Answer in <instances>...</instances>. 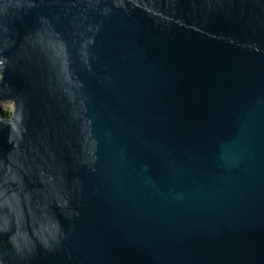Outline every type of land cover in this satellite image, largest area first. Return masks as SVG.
Returning <instances> with one entry per match:
<instances>
[{
  "label": "water",
  "instance_id": "95a60500",
  "mask_svg": "<svg viewBox=\"0 0 264 264\" xmlns=\"http://www.w3.org/2000/svg\"><path fill=\"white\" fill-rule=\"evenodd\" d=\"M0 264H264V0H0Z\"/></svg>",
  "mask_w": 264,
  "mask_h": 264
},
{
  "label": "rangeland",
  "instance_id": "374dc122",
  "mask_svg": "<svg viewBox=\"0 0 264 264\" xmlns=\"http://www.w3.org/2000/svg\"><path fill=\"white\" fill-rule=\"evenodd\" d=\"M0 110L10 113L12 111V104L11 103H2L0 104Z\"/></svg>",
  "mask_w": 264,
  "mask_h": 264
}]
</instances>
